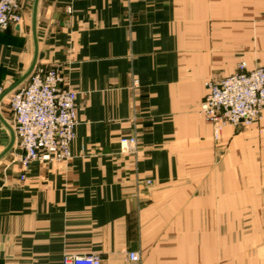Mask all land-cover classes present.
<instances>
[{"label": "crops", "instance_id": "1", "mask_svg": "<svg viewBox=\"0 0 264 264\" xmlns=\"http://www.w3.org/2000/svg\"><path fill=\"white\" fill-rule=\"evenodd\" d=\"M18 1L21 23L0 31L4 90L34 53V0ZM35 34L36 65L76 93L77 125L67 161L23 171L15 142L0 159V264H223V216L264 201V113L216 145L199 104L208 80L264 67V0H38Z\"/></svg>", "mask_w": 264, "mask_h": 264}, {"label": "built area", "instance_id": "2", "mask_svg": "<svg viewBox=\"0 0 264 264\" xmlns=\"http://www.w3.org/2000/svg\"><path fill=\"white\" fill-rule=\"evenodd\" d=\"M20 22L18 0H0V31ZM218 85L212 87L201 107L212 122L234 126L249 125L257 119L264 107L263 69L229 77ZM75 107V93L65 88L61 72L56 68L34 67L25 83L11 92L9 110L15 143L20 150L15 160L23 171L36 160L51 162L70 158V144L77 125ZM126 143L121 142L122 148ZM139 263L137 253H127L125 264ZM62 264H100V258L94 254H66Z\"/></svg>", "mask_w": 264, "mask_h": 264}, {"label": "rangeland", "instance_id": "3", "mask_svg": "<svg viewBox=\"0 0 264 264\" xmlns=\"http://www.w3.org/2000/svg\"><path fill=\"white\" fill-rule=\"evenodd\" d=\"M19 14H20L21 21H22L20 5H19ZM10 26H13V25H10ZM35 67L43 68L37 65H35ZM50 68L54 69L56 67H50ZM258 68L264 70L263 66H256L251 69H247L245 63L240 62L238 63V65L236 66V70L232 74L222 77L218 80H208L205 83V94L199 104V113L204 119V121L208 125L211 126L213 143H215L216 145H218L219 143H222L221 141L222 132L226 128H233L235 131L243 132L244 130L251 128L254 125L259 124L260 121L262 120V116L264 113V107L260 110L257 116V119L251 124L249 125L239 124V125L233 126V125H230L224 122L217 123V124H215V122H212L206 116V114L202 112L201 110L202 105L206 103V99L210 95L212 87H214L215 85L219 84L218 86H220L221 82L229 77L248 73ZM60 72L63 77L65 88L74 92L67 86L66 79H65L63 72L61 70ZM25 81L23 83H25ZM1 88L3 89V92H4L5 91L4 88L3 87ZM10 95L11 93L7 95L8 98L5 104H2V105L0 104L1 105L0 113L13 130V127H12L13 117L9 110ZM75 96H76V93H75ZM75 110H76V107H75ZM74 137H75V131H74ZM122 141H127L128 143V144L126 143V146L124 148H122L121 146ZM225 144H229V141H227V143ZM135 148H136L135 137H127V138L124 137V138L119 139V149L121 153H126V154L134 153ZM223 151H224L223 152L224 157L229 156V146L226 147ZM67 160H63V162ZM146 184L150 185L149 182H147ZM263 207H264L263 200L243 199V200H240L238 217H235L232 215L223 216L221 230H217L215 232V241L213 242V243H223L222 252H221L223 264H264V214L262 211Z\"/></svg>", "mask_w": 264, "mask_h": 264}, {"label": "water", "instance_id": "4", "mask_svg": "<svg viewBox=\"0 0 264 264\" xmlns=\"http://www.w3.org/2000/svg\"><path fill=\"white\" fill-rule=\"evenodd\" d=\"M38 0H34L33 7H32V38L34 43V53L33 58L30 64L29 69L8 89H6L1 95H0V103L3 100L4 97H6L9 93H11L15 88L20 86L31 74L33 71L36 60H37V42H36V34H35V26H36V10H37ZM0 124L5 130L0 131V144L3 147V151L0 154V159L5 156L14 146L15 137L12 128L9 126V124L5 121V119L2 117L0 113Z\"/></svg>", "mask_w": 264, "mask_h": 264}, {"label": "bare ground", "instance_id": "5", "mask_svg": "<svg viewBox=\"0 0 264 264\" xmlns=\"http://www.w3.org/2000/svg\"><path fill=\"white\" fill-rule=\"evenodd\" d=\"M2 126V125H1Z\"/></svg>", "mask_w": 264, "mask_h": 264}]
</instances>
